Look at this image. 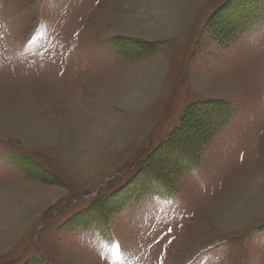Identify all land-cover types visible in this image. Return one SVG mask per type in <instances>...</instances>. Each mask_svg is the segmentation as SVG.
<instances>
[{
	"label": "rangeland",
	"instance_id": "1",
	"mask_svg": "<svg viewBox=\"0 0 264 264\" xmlns=\"http://www.w3.org/2000/svg\"><path fill=\"white\" fill-rule=\"evenodd\" d=\"M0 264H264V0H0Z\"/></svg>",
	"mask_w": 264,
	"mask_h": 264
},
{
	"label": "trees",
	"instance_id": "2",
	"mask_svg": "<svg viewBox=\"0 0 264 264\" xmlns=\"http://www.w3.org/2000/svg\"><path fill=\"white\" fill-rule=\"evenodd\" d=\"M222 107L223 108H221V110H220L221 115L223 114V112H222L223 109L225 111H227V113L224 112V115L223 116L220 115L221 117L219 119L215 118L216 114H214V112H212V114L210 113V115H209L208 112L206 113V114H208V117L210 118V120H212V123L214 122L213 124L211 123L213 125V128L210 129V131H209V135H211V136L216 135L223 128L224 124L228 122L229 117H230V115L232 113L231 110L228 107L226 108V105H222ZM211 124H210V126H211ZM185 161H187V160L185 159ZM187 164H188L187 165L188 169H194L195 168V164L194 163L187 162ZM197 165H198V163L196 164V166Z\"/></svg>",
	"mask_w": 264,
	"mask_h": 264
},
{
	"label": "bare ground",
	"instance_id": "3",
	"mask_svg": "<svg viewBox=\"0 0 264 264\" xmlns=\"http://www.w3.org/2000/svg\"><path fill=\"white\" fill-rule=\"evenodd\" d=\"M74 162H75V163H78V161H77V160H74Z\"/></svg>",
	"mask_w": 264,
	"mask_h": 264
}]
</instances>
